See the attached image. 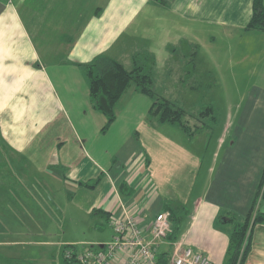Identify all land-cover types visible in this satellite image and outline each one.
<instances>
[{"label":"crops","instance_id":"0c3cea01","mask_svg":"<svg viewBox=\"0 0 264 264\" xmlns=\"http://www.w3.org/2000/svg\"><path fill=\"white\" fill-rule=\"evenodd\" d=\"M251 12L252 0H0L2 149L32 167L35 177L60 181L70 196L73 188L94 192L97 200L88 204V212L98 209L108 223L127 212L147 228L157 213L168 211L166 202L174 203L183 215L177 240L166 238L159 252L171 255L174 246L189 247L211 264H223L231 225L222 216H246L264 173V82L259 81L264 80V31L246 30ZM219 40L230 41L227 55L239 48L231 51L234 57L239 52L235 77H255L250 86L259 90L223 112L214 107L217 124L197 133L208 134L204 141L197 143V134L189 139L154 119V129L147 127L148 108L134 114L133 128L122 132L116 115L107 132L101 131L105 118L91 105L81 65L99 54L124 63L123 53L132 60L141 49L153 58L156 52L163 55L160 48L174 56L185 41L190 58L183 56L179 71L197 55L195 64L204 70L212 65V52L220 54ZM134 41H140V49L126 45ZM199 44L211 55L197 51ZM176 158L181 172L170 162ZM98 175L94 188L77 183ZM121 183L129 194L119 189ZM176 197L182 199L175 203ZM258 208L264 213V197ZM0 230L5 231L0 233V264H27L14 247L52 243L28 241L23 229L15 239L13 229L4 225ZM244 264H264V223L252 230Z\"/></svg>","mask_w":264,"mask_h":264},{"label":"rangeland","instance_id":"374dc122","mask_svg":"<svg viewBox=\"0 0 264 264\" xmlns=\"http://www.w3.org/2000/svg\"><path fill=\"white\" fill-rule=\"evenodd\" d=\"M138 44H140V41H134L126 45H133V47L135 45L136 49H140L141 47L137 48ZM228 46L230 47L229 40H219L216 48L219 49L220 56L213 51V57H211V54L206 51L204 46L197 45V51H205L204 57L210 56L209 60L212 65L210 68L201 70L195 64L199 57L197 55L195 61H192L193 65L195 64L198 67L194 75H192L195 78L186 82L180 81L179 77L183 73L179 71L182 69L178 68V65L182 63L183 56L188 55L189 47L187 43L184 41L179 44V49L174 56L166 54L160 48L163 55H159L156 52L155 58H152L154 60L153 76L156 94L166 97L186 109L190 122L193 121L191 116L196 115L197 110L203 104H212L219 112H223L225 109H229L228 106L232 103L238 102L241 96L250 98L256 95L259 89L250 86L255 77H244V75L240 78L235 77V67L233 66L237 64L236 60L239 52L234 57L231 51L233 49L239 50V48L237 46L234 47L227 55ZM121 58L128 68L131 67V58L129 59L125 53L122 54ZM187 58H190V56L188 55ZM152 59H150L149 63L153 61ZM185 69H189L188 65ZM240 71L243 74L242 68ZM259 81L260 83L264 82L262 79H259ZM133 89H135V86H131L115 106V113L119 116L118 127H120L122 132L126 130L127 126L128 128L135 126L134 123H137V121H135L134 114L137 115L142 111H146L151 102ZM129 113L132 114L130 115V120H127L126 114ZM152 125H154L153 122L147 120L146 126L151 128ZM112 127L116 128L117 123L113 124ZM138 128L139 126L136 128L137 133L139 132L138 137L141 138L144 133L143 130ZM173 129L179 131L176 128ZM103 135L105 134H101L102 138L100 141L104 139ZM207 135V133L203 132L197 134V143L204 141ZM174 140L177 143L178 135ZM18 161L19 163L17 164ZM177 161H180V159L176 158V161L172 159L170 162H173L172 164L175 163V171L181 172L180 166L176 164ZM32 169V167L12 157L0 145V229L2 227L4 229V225L8 229H13L10 232L13 239L23 233L28 241L43 240L44 242H52L43 246L32 245L35 248L17 246L11 249L13 253L28 259L24 260L28 261L27 264H64L60 255L63 246L75 245V249L79 254L84 246L90 247L92 244H105L112 240L113 230L107 219L101 214L88 212V204H93L97 200L94 192L82 188L80 190L73 188L70 189L73 193L70 196L60 181L54 180V182L50 176H45L44 174L35 177ZM24 172H27L28 175H25L26 173ZM175 180L173 176L169 180L174 193L173 197L178 194L173 183ZM184 180L189 184L188 188H190L192 178L187 175L186 177L184 176ZM263 187L264 184L261 190ZM156 190L154 191L155 195ZM82 194L87 197V201H84ZM261 195L262 193L258 197L251 216H254L255 211L259 212L258 205ZM181 199L176 197L175 203H178ZM107 205L108 203L104 207H107ZM9 213L11 215H8ZM244 217V215L238 216L240 220ZM15 227L17 230H15ZM22 229L24 231L19 233V230L22 231ZM0 233L4 234L5 231L0 230ZM67 250L70 251L73 248H68ZM34 251L38 252V256ZM57 252L58 255H56ZM53 254L57 256L56 263ZM72 264L78 263L74 262Z\"/></svg>","mask_w":264,"mask_h":264},{"label":"trees","instance_id":"16d2710c","mask_svg":"<svg viewBox=\"0 0 264 264\" xmlns=\"http://www.w3.org/2000/svg\"><path fill=\"white\" fill-rule=\"evenodd\" d=\"M245 28L246 30L264 31V0H252L251 17ZM152 58L153 56L148 51L137 50L132 55V63L129 68L120 60L105 54H99L90 62L81 65L82 72L87 81L91 105L105 118V124L101 128V131L106 132L115 121V106L131 86H135V90L139 94L151 101L147 111V116L150 120L154 119L160 125L174 126L189 139L195 134L217 124L218 115L216 109L211 104H203L197 110L196 115L191 116L193 121L190 122L186 109L172 102V100L156 94L153 76L154 60ZM150 59L153 61L149 63ZM187 65L189 69L184 70L185 73L183 72L181 79L184 82L188 81L194 74L195 65H193L192 61H187L185 68ZM99 177L101 176L98 175L90 179L80 180L77 183L79 186L85 188H94L99 182ZM263 184L264 173L257 188L254 202L242 220L236 216H222L231 225L223 264H244L251 249L252 230L257 223H264L263 212L255 211L254 216H251L260 194L262 193L261 197H264V187L261 190ZM119 189L122 193L129 194V187L125 183H121ZM180 209L170 202H166L164 206V210L170 212L172 222V231L167 238L173 242L177 240L179 224L183 216ZM98 212V209L92 210V214H98ZM105 244L103 245L105 246ZM91 246L94 247L95 245L92 244ZM68 248H73V250L67 251ZM36 253L38 254L37 251ZM54 255L56 263L58 252ZM60 255L64 264H72L77 262L78 251L75 249V245L69 244L63 246ZM169 256L168 251L158 253V264H169Z\"/></svg>","mask_w":264,"mask_h":264},{"label":"built area","instance_id":"2783aa9c","mask_svg":"<svg viewBox=\"0 0 264 264\" xmlns=\"http://www.w3.org/2000/svg\"><path fill=\"white\" fill-rule=\"evenodd\" d=\"M11 1V0H10ZM137 218L127 212L122 216H112L109 225L113 238L105 246L85 247L77 255L78 264H158L160 245L172 231L170 212L157 213L147 228L139 225ZM169 264H211L201 253L189 247L174 246L169 256Z\"/></svg>","mask_w":264,"mask_h":264},{"label":"bare ground","instance_id":"6f19581e","mask_svg":"<svg viewBox=\"0 0 264 264\" xmlns=\"http://www.w3.org/2000/svg\"><path fill=\"white\" fill-rule=\"evenodd\" d=\"M67 251H69V250H67ZM72 254V253H71ZM73 259H75V258H73Z\"/></svg>","mask_w":264,"mask_h":264},{"label":"water","instance_id":"95a60500","mask_svg":"<svg viewBox=\"0 0 264 264\" xmlns=\"http://www.w3.org/2000/svg\"><path fill=\"white\" fill-rule=\"evenodd\" d=\"M100 246L102 247V244Z\"/></svg>","mask_w":264,"mask_h":264}]
</instances>
